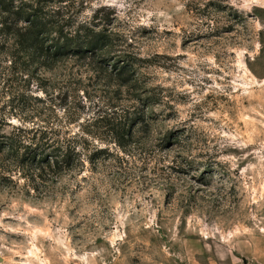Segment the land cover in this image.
Returning <instances> with one entry per match:
<instances>
[{
  "label": "rangeland",
  "instance_id": "1",
  "mask_svg": "<svg viewBox=\"0 0 264 264\" xmlns=\"http://www.w3.org/2000/svg\"><path fill=\"white\" fill-rule=\"evenodd\" d=\"M65 1L54 21L114 47L0 82L1 141L45 132L84 161L33 181L3 157L0 264H264V0ZM116 115L124 150L98 124Z\"/></svg>",
  "mask_w": 264,
  "mask_h": 264
},
{
  "label": "trees",
  "instance_id": "2",
  "mask_svg": "<svg viewBox=\"0 0 264 264\" xmlns=\"http://www.w3.org/2000/svg\"><path fill=\"white\" fill-rule=\"evenodd\" d=\"M65 2L0 0V56L3 58L0 64H8L0 67V82L5 90L12 91L16 86L20 88V85L28 89L35 83V77L41 70L50 71L58 62L72 58L94 60L93 54L114 47L111 35L82 26H69L60 19L54 21L59 17H66L63 12L66 9ZM48 7L50 12L46 11ZM118 64L112 67L110 75L121 80L119 89L129 90L130 85L135 86L137 82L133 64L127 59ZM100 69L103 70V66ZM131 89L137 92L135 87ZM134 98L133 102H139L137 97ZM117 116L101 118L102 121L98 124H102L101 128L110 133L111 143L124 150L132 138V132L119 123ZM139 116L135 120H141ZM18 130L17 134L4 137L5 141L0 139V163L3 164V157L4 160L14 159L17 172L21 174L25 168H33L34 172H38L31 175L33 181L34 176H56L83 167L84 161L76 152L82 147L80 142L52 141L45 136V132L41 133L39 139L27 141L24 134H20L27 132ZM95 159L93 155L89 158V163H93Z\"/></svg>",
  "mask_w": 264,
  "mask_h": 264
}]
</instances>
